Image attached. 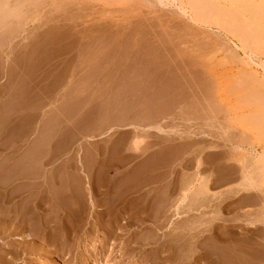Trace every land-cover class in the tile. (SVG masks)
Masks as SVG:
<instances>
[{"label":"rangeland","instance_id":"rangeland-1","mask_svg":"<svg viewBox=\"0 0 264 264\" xmlns=\"http://www.w3.org/2000/svg\"><path fill=\"white\" fill-rule=\"evenodd\" d=\"M90 257L264 264V0H0V264Z\"/></svg>","mask_w":264,"mask_h":264},{"label":"bare ground","instance_id":"bare-ground-1","mask_svg":"<svg viewBox=\"0 0 264 264\" xmlns=\"http://www.w3.org/2000/svg\"><path fill=\"white\" fill-rule=\"evenodd\" d=\"M73 264H104V262L102 260H98L97 258H91V259L85 258V259H83L77 263H73Z\"/></svg>","mask_w":264,"mask_h":264}]
</instances>
